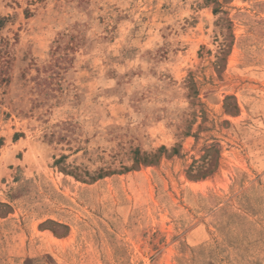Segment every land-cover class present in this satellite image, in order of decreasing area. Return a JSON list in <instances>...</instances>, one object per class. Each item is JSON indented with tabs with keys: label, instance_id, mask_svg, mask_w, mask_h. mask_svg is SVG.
<instances>
[{
	"label": "rangeland",
	"instance_id": "1",
	"mask_svg": "<svg viewBox=\"0 0 264 264\" xmlns=\"http://www.w3.org/2000/svg\"><path fill=\"white\" fill-rule=\"evenodd\" d=\"M0 264H264V0H0Z\"/></svg>",
	"mask_w": 264,
	"mask_h": 264
}]
</instances>
